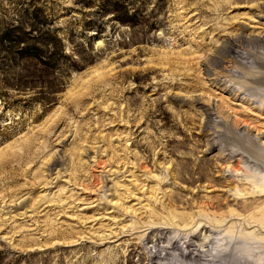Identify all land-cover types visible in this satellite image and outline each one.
Here are the masks:
<instances>
[{
  "label": "rangeland",
  "instance_id": "374dc122",
  "mask_svg": "<svg viewBox=\"0 0 264 264\" xmlns=\"http://www.w3.org/2000/svg\"><path fill=\"white\" fill-rule=\"evenodd\" d=\"M0 264H264V0H0Z\"/></svg>",
  "mask_w": 264,
  "mask_h": 264
},
{
  "label": "bare ground",
  "instance_id": "6f19581e",
  "mask_svg": "<svg viewBox=\"0 0 264 264\" xmlns=\"http://www.w3.org/2000/svg\"><path fill=\"white\" fill-rule=\"evenodd\" d=\"M158 255H159V254H155L156 258H157V259L161 258V255H160V256H158ZM155 256H154V257H155Z\"/></svg>",
  "mask_w": 264,
  "mask_h": 264
}]
</instances>
